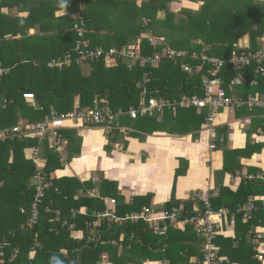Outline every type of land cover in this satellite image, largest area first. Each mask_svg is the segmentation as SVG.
<instances>
[{
  "label": "trees",
  "instance_id": "16d2710c",
  "mask_svg": "<svg viewBox=\"0 0 264 264\" xmlns=\"http://www.w3.org/2000/svg\"><path fill=\"white\" fill-rule=\"evenodd\" d=\"M170 1L172 0H160V3L154 7H143L140 12V21L135 24V19L130 18L125 22L127 30L117 31L119 32L117 35L114 28L112 30L114 32L105 34L106 30L110 29L105 14L97 16L94 11L83 12L84 16L80 14L76 20L72 19L70 27L60 25L56 29V33L51 37L55 47L50 48V55L43 59L31 55L27 58L28 61L21 60L20 64L12 65L7 61L6 54L0 51V66H11L8 74L0 78V126L11 127L22 123L24 118L33 121L43 119L49 108H55L61 112L70 111L74 109L76 101L79 102L80 108H94L97 106L95 99H106L104 103L99 101V106L108 105L113 110L122 109L126 112L132 108H140L142 102L146 100L148 102L151 96L178 98L185 93L202 94L201 82L207 72L204 71L205 67L197 68V62L194 60H185L189 61L193 67V71L187 72L182 67V61L166 59L152 67L141 59L135 61L133 58L126 57L125 53L119 55L121 51L126 52L130 48L137 47L139 43L143 56L161 50L162 46L157 50L150 46L148 39L144 36L146 29H151L155 36L179 48L200 50L203 46L193 44L191 39L201 37L206 44L212 41L215 52L221 56L225 53L238 52L240 49L234 47L235 39L244 35H249L252 39L251 49L259 48V41L264 36V0H200L202 4L196 12L185 8L178 13L172 11L167 5ZM161 9L167 11L164 19H160L157 14ZM82 17L86 31L81 36L74 29V25L80 22ZM144 18L150 20L146 25L143 22ZM10 20L11 18H6L9 24L13 21L10 22ZM78 41H81L82 47L87 42L90 50L102 48L107 52L115 48L118 53L112 56L115 59H107L103 55L94 60L88 59L81 64L73 62L72 65H66L63 68H52L48 65L49 60L54 57L63 56L64 58L67 53H74ZM73 56L76 57V54ZM130 65H132L131 68ZM146 73L150 78L147 97L143 95L141 87ZM238 74V70H232L229 67L223 72L225 86L231 95H236L234 93L236 91L230 88L229 82ZM245 86V96L250 93L261 95L264 93V78H261L256 87ZM24 92L35 94V106L23 97ZM239 108L248 109L249 107ZM205 115L206 110L199 112L194 108H180L176 114L166 110L162 116L155 111L136 118L125 114L121 118V123L123 124V119H127L132 127L139 129L131 130V135L146 139L147 135L155 130L184 134L186 131L197 129L204 123ZM119 133H121L119 129L113 130L108 137L114 141L115 134ZM226 134V128L222 129L216 138L220 140L221 136L225 138ZM224 140L223 143H225ZM39 142L38 137L0 141V242L8 241L12 248L19 251V255L12 262L7 260L0 264H99L104 252L109 253L113 264H127L129 260H134L135 256L140 259L149 257L153 260L168 256L173 264L179 262L188 264L191 254L198 252L194 248L192 250L191 244H187L182 238L183 234H187L188 239L196 238L197 233L192 225L184 226L185 230L181 231L176 228L178 224H169L168 234L159 236L143 222L128 221L120 225L111 216L93 215L95 211L104 212L108 209L119 217L128 215V212H141L150 208L148 205L153 195L149 193L145 196H137L133 202L127 204L118 193L117 182L102 179L99 186L100 196L94 198L82 196L79 200H75L72 197L74 194L72 188L50 177L53 171L63 167L62 155L54 145L47 141L44 143L45 167L41 166V160L38 165L35 163V155H38L40 159L42 152L37 147ZM224 153V168L215 172L220 196L217 200L212 198L211 200L215 209L229 208V218L234 214L236 236H217L215 242L219 247L218 253L220 256L229 258L230 262H223V264H233L231 262L263 264L264 251L260 249V242L264 239V209L255 199L256 210L248 221L243 220V212L239 210L246 205L250 196L255 197L259 185L264 186V182L254 174L252 178L246 176L244 183L240 184L236 192L226 189L220 179L224 177L226 171L240 169L242 165L232 163L227 157L228 151L225 150ZM181 169L177 171L176 178L182 173ZM39 172L50 186L45 188L46 195L43 206L40 208L38 221L32 223L31 205L40 184V178L37 176ZM88 185L91 186V182ZM75 186L80 188L82 184L78 180ZM175 190L176 179L171 200L165 203L164 208L172 209L180 205ZM63 195H66L67 199ZM101 196L114 197L116 203L109 202V206H106ZM183 203L185 210L189 213L202 210V207L197 205L198 202ZM49 204L60 208V219H56L54 213L45 212V206ZM82 205L88 206L89 215L80 216L85 217L88 222H93L97 218L100 222L97 227L98 234L101 240L107 241L105 244L87 242L85 239L76 241L70 237L69 226L62 225V220L67 217L70 223L76 221L80 227L81 222L78 216L72 218L69 212L71 207L78 208ZM22 208L25 212H22ZM35 234H37V243H35ZM121 235L124 237L123 240H119ZM115 241L117 243H114ZM34 244H36L35 249L31 251ZM119 244L123 245L120 255L118 254ZM65 249L67 253L63 252ZM186 250L190 252L182 255L181 252L185 253ZM7 251L6 249V253ZM30 251H37L35 258L29 257ZM259 254L263 255L262 259L258 257ZM201 256L203 259V255Z\"/></svg>",
  "mask_w": 264,
  "mask_h": 264
},
{
  "label": "crops",
  "instance_id": "0c3cea01",
  "mask_svg": "<svg viewBox=\"0 0 264 264\" xmlns=\"http://www.w3.org/2000/svg\"><path fill=\"white\" fill-rule=\"evenodd\" d=\"M159 1L0 0V51L6 54L7 61L12 65L20 64L21 60H24V62L28 61L27 58L31 55L43 59L49 56V51L55 47L53 46L54 40L51 37L56 33V29L60 25L70 27L72 19L76 20L80 14L84 16L83 12L92 13L94 11L97 16L105 14L107 16L106 21H109L107 24L110 25V29L106 30L105 34L114 32L112 31L114 28L115 35H117L121 30L126 29L125 22L129 21L130 18L133 17L135 19V24L140 21V12L143 7H154L160 3ZM201 4L202 1L200 0H172L167 5L172 11L178 13L185 8L196 12L200 9ZM89 7L90 9H88ZM157 14L160 19H164L167 11L161 9L158 10ZM6 18H11L10 22L13 20L11 24L6 21ZM191 42L195 45L203 46L201 49H206L209 53L221 56L215 52L212 41L206 44L201 37H195L191 39ZM251 44L252 39L250 36L244 35L235 39L234 47L240 50H253L251 49ZM169 45L177 49L199 51L193 48L174 47L170 43ZM259 48H264V36L259 41ZM26 53L28 54L25 55ZM231 54L225 53L221 57ZM227 67L232 70L236 69L239 73L242 71V69L232 66ZM261 78L259 79V83ZM259 83L253 87L258 86ZM245 85L250 84L238 85L233 87L232 90L236 91L234 92L236 95H245ZM261 95L264 97V93H261ZM99 101H106V99H95V102L98 103ZM77 106H79L78 101L75 103V107ZM239 109L241 108L230 106L223 109L219 114L216 137L222 129L226 128L227 132L226 137L221 136L220 140L216 137L211 138L209 131L205 130L203 124L201 127L186 131L184 134L155 130L151 134H148L146 139H141L140 137L131 135L132 131L139 129L132 127L127 119H123V124L121 123L127 131L115 134L116 139L114 141L108 137L110 132H105L101 126L95 124L85 125L81 122L66 123V126L60 130V139H56V141L49 136L45 138L39 136L30 137H38L40 140L37 147L38 150L42 151L39 159L41 160L42 167H45L43 148L46 141L54 145L56 150L61 153L63 167L53 171L50 177L55 178L58 183L72 188L74 191L72 197L75 200H79L82 196L93 198L100 196L99 186L102 183V179H108L117 182L118 193L122 196L121 198L125 203H131L135 197L145 196L150 193L153 196L148 206L155 210H161L164 208L165 203L171 200L175 179L176 198L180 202L179 206H183V202L185 201H190L194 204L196 201L191 199V197L196 192L204 193L210 200L211 198L217 200L220 196V188L216 185L215 172L224 168L225 150L228 151L227 157H229L232 163H240L242 165L240 169L226 171L224 177L221 178L222 180L220 179V182H223L226 189L236 192L240 184L244 183V178L248 175L255 174L264 182V109L260 107ZM25 121L33 120L24 118L21 122ZM20 139H24V137ZM223 140L225 143H223ZM179 169L182 170V173L176 178ZM76 180H79L82 184L80 188L75 186L77 184ZM90 182L91 186L88 185ZM254 196L259 201V206L264 209L263 185H259V190ZM63 197L67 199L66 195H63ZM101 198L104 200L106 206H108V200L111 197L101 196ZM211 202L213 201L211 200ZM55 208L60 210V208ZM88 212L87 205H82L78 208L71 207L70 216L72 218L78 216L81 222L80 227L76 221L70 223L67 217L62 220V225L69 226L70 237L76 241L80 242V240L85 239L87 242H96L89 240L90 236H95L96 234L101 238L98 234V228L93 230L90 226L92 222H88L85 217H81L89 215ZM128 214L130 213L128 212ZM234 217V214L231 218L228 215V217L219 222L220 233L217 236H236ZM55 218H61V210L58 217L55 214ZM65 221L67 224H64ZM123 224L125 223L120 225ZM88 226L90 227L89 229L86 228ZM148 228L150 229L149 226ZM176 228L181 231L185 230V227L179 225ZM187 237V234L182 235L184 241L187 244H191L192 250L194 248L198 251L195 254H191L188 264H196L200 260H203L201 255L204 256V240L198 233L195 239L194 237L193 239H188ZM123 238L121 235L119 240H123ZM100 240L96 243L105 244L107 242L103 239ZM114 243H117V241ZM260 244V249L264 251V239ZM34 249L35 244L31 247V251ZM122 250L123 245L119 244V255ZM31 251L29 257L32 259V257L35 258L37 251ZM186 251L185 253L182 251L181 254L186 255L190 252L189 250ZM63 252L67 253V250L65 249ZM78 255L80 254L78 253ZM7 256V259H10L11 250L7 251ZM222 257L225 259L223 262H230L228 256ZM14 259L8 261L12 262ZM231 263L242 264L239 262ZM99 264H113L110 261L109 253L104 252L102 254ZM127 264L173 263L168 256L159 260H153L149 257L140 259L135 256V259L129 260ZM176 264L187 263L179 262Z\"/></svg>",
  "mask_w": 264,
  "mask_h": 264
},
{
  "label": "built area",
  "instance_id": "2783aa9c",
  "mask_svg": "<svg viewBox=\"0 0 264 264\" xmlns=\"http://www.w3.org/2000/svg\"><path fill=\"white\" fill-rule=\"evenodd\" d=\"M149 21L150 20L148 18H144V25H146ZM74 29H76L81 36L83 35L86 31L83 17L80 19V22L75 23ZM144 36L148 39L150 46L154 50H157L160 46H162L161 50L143 56L141 44L139 43L137 47L130 48L126 50V52L121 51L119 55L125 53L124 55H126V57L133 58L135 61L141 59L144 63L152 67L157 66L160 62L166 59L176 62L182 61V67L187 72L193 71V67L189 61L185 60H194L197 62V68L205 67L204 71L207 72L204 74L201 82L202 94H199L198 92L193 94L185 93L178 98L151 96L149 97L148 102L147 100L142 102L140 108H132L126 112L122 109L113 110L108 105L99 106L97 102V106L94 108H80L77 106L73 110L66 112H61L55 108H51L45 113L43 119L25 121L11 127L0 126V141L30 136H39L41 138L49 136L56 141V139H60L61 137V128L66 126V123L68 122H81L85 125H99L107 133L116 129L126 132V128L121 124V118L125 114L133 118H136L139 115L144 116L150 111L162 114L166 110H171L174 114H176L180 108H194L199 112L206 110L203 126L205 130L209 131L211 138H215L217 127L219 125L217 122L218 117L223 109L236 105L239 107H260L264 109V97L261 95L251 93L247 96L229 94L227 87L225 86L226 81L223 76L224 69L227 66H232L237 69H242L237 76L230 80L229 85L232 89L233 87L247 83L251 86L257 85L259 83V79L264 77V48H259L257 50L242 49L226 57H221L207 52L206 49L189 51L185 49L173 48L163 38L155 36L151 29H146ZM87 48V42H85L82 47L81 41H78L74 53H67L64 58H62L63 56L54 57L49 60L48 65L52 68H63L66 65H72L73 62L81 64L88 59L94 60L102 57L103 55H105L107 59H115L112 56L118 53L115 48H111L107 52H105L102 48H96L94 50ZM73 54H76V57H74ZM115 62H113V64ZM131 67L132 65H130V68ZM8 72V67L0 66V78L8 74ZM149 81L150 78L146 73L143 84H141L142 93L145 97H147L149 92ZM23 97L35 106L36 97L33 92H24ZM102 102L104 103L105 101ZM34 161L37 165L39 164L38 155H35ZM37 176L40 178V184L31 205L32 223H36L38 221L40 208L43 206L42 204L46 195L45 188L49 186V182L46 181V178H44L41 172H39ZM248 177L252 178L253 175H248ZM191 199L198 202L197 205L202 207L201 211L194 210L193 213H189L185 210V206L183 205L173 207L172 209L163 208L161 210L146 208L141 212L130 213L124 217H119L108 209L104 212H96L95 216H111L120 224L128 221H143L154 233L159 236H166L168 234L169 224H178L181 227L192 225L198 235L203 238L205 245L203 260H200V262L196 264H223L225 259L219 255V247L214 240L220 233L219 222L228 217L230 210L227 207L215 209L210 198L202 192L194 193ZM255 199V197L250 196L246 205L239 210L240 212H243L244 221H248L252 218L253 211L256 210ZM108 202L114 204L116 203V200L114 197H111ZM74 211L76 212V210ZM22 212H25L24 208H22ZM45 212L49 214L55 213L57 217L60 215V210L56 209L52 204L45 206ZM64 224H67V222L65 221ZM99 224L100 222L96 218L92 223H90V226L93 230H96ZM89 240L97 242L100 238L96 234L95 236H90ZM35 243H37V234H35ZM6 249L11 250L10 259H7L8 256ZM18 253L19 251L12 248L8 241L0 242V263H5L7 260L16 258ZM258 257L262 259L263 255L259 254Z\"/></svg>",
  "mask_w": 264,
  "mask_h": 264
}]
</instances>
